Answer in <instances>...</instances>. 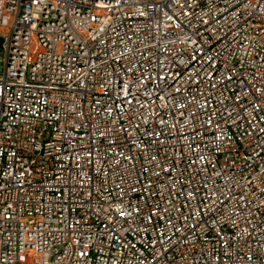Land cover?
Instances as JSON below:
<instances>
[{
    "label": "built area",
    "instance_id": "1",
    "mask_svg": "<svg viewBox=\"0 0 264 264\" xmlns=\"http://www.w3.org/2000/svg\"><path fill=\"white\" fill-rule=\"evenodd\" d=\"M0 264H264V0H0Z\"/></svg>",
    "mask_w": 264,
    "mask_h": 264
},
{
    "label": "rangeland",
    "instance_id": "2",
    "mask_svg": "<svg viewBox=\"0 0 264 264\" xmlns=\"http://www.w3.org/2000/svg\"><path fill=\"white\" fill-rule=\"evenodd\" d=\"M1 69H2V62H1V56H0V72H1Z\"/></svg>",
    "mask_w": 264,
    "mask_h": 264
}]
</instances>
